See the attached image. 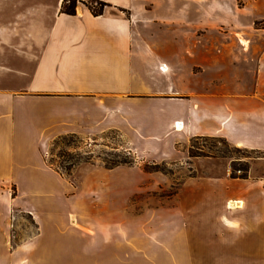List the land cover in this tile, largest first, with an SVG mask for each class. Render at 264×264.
<instances>
[{
    "label": "crops",
    "instance_id": "1",
    "mask_svg": "<svg viewBox=\"0 0 264 264\" xmlns=\"http://www.w3.org/2000/svg\"><path fill=\"white\" fill-rule=\"evenodd\" d=\"M63 1L0 0V219L27 210L39 228L70 225L84 242L70 257L7 245L0 264H264V12L243 20L204 0H78L67 14ZM95 1L107 3L101 14L87 6ZM157 22L178 31H145ZM107 132L137 157L191 173L175 183L93 163L73 180L46 161L58 136ZM195 136L261 155L232 175L228 162L178 148ZM55 183L75 191L28 192ZM163 184L174 191H153Z\"/></svg>",
    "mask_w": 264,
    "mask_h": 264
},
{
    "label": "rangeland",
    "instance_id": "2",
    "mask_svg": "<svg viewBox=\"0 0 264 264\" xmlns=\"http://www.w3.org/2000/svg\"><path fill=\"white\" fill-rule=\"evenodd\" d=\"M191 6H196V0H189ZM206 6L216 2L220 4L222 15L225 17L238 16L243 20H248L252 13L264 12V0H204ZM247 4V9L236 10L237 7ZM91 4V3H90ZM92 6H96L92 3ZM98 7V6H96ZM258 23V22H257ZM264 26V25H263ZM146 32H176L177 26H167L162 23H154L145 30ZM192 31V29H190ZM241 39V38H240ZM243 46H247V42L241 39ZM192 143L194 147L190 149L198 157L210 156L212 158L220 159L228 162L232 173L242 174L240 171L233 170L232 167H242L245 164V160H252L253 158L261 155L260 152H255L249 149L239 147L236 149L231 144L218 140L215 137H201L193 139ZM189 144L179 145V149H184L186 155L190 157ZM47 163H52L55 169L64 173L63 176L69 179L75 180L80 172H84L85 167L95 163L105 166L113 162H129L120 164L122 166L135 165V171L127 173L129 177H147L148 180L152 178H166L170 177L174 179V182L191 172L188 163H174L171 161H157L152 162L150 159L144 156H136V154L130 149L124 138L115 132H107L100 136H95L92 139H81L79 137H65L52 141L46 156ZM72 164H74L72 166ZM154 164H158L155 166ZM146 168V169H145ZM72 183V182H71ZM27 187V186H26ZM175 189V184L169 188H165V185H160L158 189L153 190L160 192L161 194L172 193ZM73 184L55 183L45 186H31L28 190L30 194L38 195H65L74 192ZM37 209V208H36ZM40 209V208H38ZM37 209V213H38ZM40 211V210H39ZM33 213L27 210H14L11 215L8 216L7 222L2 223L0 219V258L3 253L7 254L9 245L10 248H16L17 245L22 244L21 255L29 256L33 258L37 256L38 246H46V252L53 254L54 252L61 251V253L68 257L72 256V248L70 244L74 241L84 242V237L81 235H72V228L70 225H63L58 228L52 222L47 221L44 226L39 228L33 222ZM55 244L61 245L56 247ZM64 245V246H63ZM74 252V251H73ZM78 253V252H76Z\"/></svg>",
    "mask_w": 264,
    "mask_h": 264
},
{
    "label": "trees",
    "instance_id": "3",
    "mask_svg": "<svg viewBox=\"0 0 264 264\" xmlns=\"http://www.w3.org/2000/svg\"><path fill=\"white\" fill-rule=\"evenodd\" d=\"M77 1L78 0H64L63 1V4H62V7H61V10L63 12H65V13H67V14H74L75 13V6H76ZM95 4L98 7H96V6L94 7V6L90 5V4H87V6L90 9V11H91L92 14L98 15V14H101L102 13V9H103L104 5H106L107 3L102 2V1H95ZM65 136L66 135L58 136L55 139H53V142L56 141V140H59V139H61L63 137H65ZM68 136H70V137H77L75 135H68ZM201 137H212V136H195V137L191 138L189 140V142H190V144H189V153H190V156H198L197 154L193 153L190 149H192L194 147V144L192 143V140L193 139H197V138H201ZM215 138H217L218 140H221V141H224V142L228 143L226 141V139L223 138V137H215ZM231 146L234 147V148H236V149H239V147H236V146H233V145H231ZM124 163H129V162H126V161H123V162H113V163H110L109 165L108 164H105L104 167H106V168H112V167H115L117 165L124 164ZM49 165H51L53 167V165H52L51 162L49 163ZM73 165L74 164H72V166ZM154 165L157 166L158 164H154ZM232 168H233V170L240 169L242 172H244V173H242L240 175L241 176H246L247 169H248V163L245 162V164L242 167H232ZM56 170L59 171L58 169H56ZM60 173L64 175V173H62V172H60ZM231 174L232 175H236L235 173H232V172H231Z\"/></svg>",
    "mask_w": 264,
    "mask_h": 264
},
{
    "label": "bare ground",
    "instance_id": "4",
    "mask_svg": "<svg viewBox=\"0 0 264 264\" xmlns=\"http://www.w3.org/2000/svg\"><path fill=\"white\" fill-rule=\"evenodd\" d=\"M180 125H181V124H180ZM180 125H179V123H177V127H179ZM179 128H180V127H179Z\"/></svg>",
    "mask_w": 264,
    "mask_h": 264
},
{
    "label": "built area",
    "instance_id": "5",
    "mask_svg": "<svg viewBox=\"0 0 264 264\" xmlns=\"http://www.w3.org/2000/svg\"><path fill=\"white\" fill-rule=\"evenodd\" d=\"M236 171H238V172H239L240 170L238 169V170H236Z\"/></svg>",
    "mask_w": 264,
    "mask_h": 264
}]
</instances>
